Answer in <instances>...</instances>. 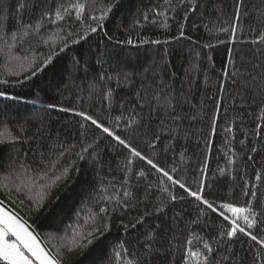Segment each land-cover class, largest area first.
I'll return each mask as SVG.
<instances>
[{
	"label": "snow or ice",
	"instance_id": "obj_1",
	"mask_svg": "<svg viewBox=\"0 0 264 264\" xmlns=\"http://www.w3.org/2000/svg\"><path fill=\"white\" fill-rule=\"evenodd\" d=\"M224 2L218 0L219 8L212 2L219 13L209 17L212 27L203 11L209 0H158L110 34L122 0H15L14 8L13 0H0V100L18 101L9 89L32 86L69 50L89 46L87 58H70L59 92L71 90L68 104L37 107L36 92L33 111L22 120L0 109V264H66L95 251L114 220L122 236L105 264H264V168L254 169L252 182L247 167L237 163L254 166L264 151V7L231 0L230 14L220 20ZM190 23L197 31L202 26L209 41L190 36ZM146 25L164 35L144 34ZM219 45L233 47H226L217 69L212 53ZM237 45L250 46L251 55ZM174 48L184 56L179 72ZM141 52L147 59L133 64L132 55L139 59ZM93 66L87 87L78 88L72 71L87 75ZM52 113L74 118L70 139L67 127H54L60 120ZM237 130L243 133L239 151L232 147ZM218 131L223 143L217 160L225 166L217 171L233 181L239 175L243 204L231 195L209 197ZM104 151L123 156L119 179L110 166L104 171ZM81 164L94 173L87 200L72 224L57 226L45 239L29 220L59 201L56 193L79 176Z\"/></svg>",
	"mask_w": 264,
	"mask_h": 264
},
{
	"label": "trees",
	"instance_id": "obj_2",
	"mask_svg": "<svg viewBox=\"0 0 264 264\" xmlns=\"http://www.w3.org/2000/svg\"><path fill=\"white\" fill-rule=\"evenodd\" d=\"M158 0H122V6L115 10V15L112 17V21L109 24L110 34L112 30L115 29L116 25L121 24L122 22L127 25L131 17L137 12L138 9H145V6L151 7L156 4ZM213 0H209L208 8L204 9L205 13V22L209 23V27H212L211 22L209 21V17L213 20L219 15L218 11H214L212 8ZM217 8H219L218 0H216ZM246 5L248 7H253L254 5L257 7H264V0H245ZM15 7V0H13V8ZM225 16L220 17V20H223L231 11V0H225L224 5ZM15 15V13H13ZM199 16V13L196 17H191L190 21L196 20ZM27 19V18H26ZM217 24L220 21H216ZM144 34L147 35H161L164 33L162 30L156 29L152 25H146L144 29ZM188 34L192 36L194 39H201L203 42H208L210 37L208 36L207 31L201 26L197 31L191 27V23L189 24ZM214 42V41H213ZM226 47L231 48L232 45H219L216 50L212 53L216 62V68L220 69L226 58ZM237 51L242 52L245 56H250V46L245 45H237ZM91 51H95L93 47ZM207 51V49H205ZM80 55L82 58H87L89 55V46L85 45L83 47L77 46L73 50H69L66 55H62L61 59H58L54 62L52 66L49 67L48 70L44 74L40 76L38 80H35L32 86L20 87L16 89H9L10 94L19 95L20 99L18 101H5L0 100V109H3L7 113L8 118H14L22 120L26 115L30 114L33 111V104L31 101L34 99V93L38 92L40 99L36 102V106L40 107L46 105L48 102H63L64 104H68L70 99L72 98L71 90H69L64 96L59 94L60 89H63L64 83L68 78L67 73L71 70L70 58L72 55ZM147 59L146 55L141 52L139 54V59L137 58V54H133L131 60L133 64H142ZM184 56L178 49H173L172 62L176 67V70L181 71V66L183 62ZM95 71V66H93L87 75L82 70L72 71L71 80L74 84L79 87H87L88 80L91 79L92 73ZM232 91L231 89L228 90ZM215 92V88L213 87L209 94ZM82 95H84L82 93ZM200 97H197L199 99ZM228 95L225 93V108H229L230 105L227 103ZM75 101H73L74 103ZM208 107H212L211 101H208ZM54 119H59L60 123L54 125L57 130H61L62 126L67 127V131L69 133L65 139H70L71 134L76 131L74 126L69 125V121L74 119L70 116H65L63 114L52 113ZM235 113L229 112V119L234 117ZM245 120L247 121L248 128H254L255 122L250 120L247 116H245ZM238 128H243L244 125L240 124L239 121H236ZM221 127H224L223 120L220 121ZM11 127V125H10ZM63 134V133H62ZM264 135V132H262ZM243 138V133L239 130L236 131V142L233 143L232 147L236 148L239 151V143L238 140ZM223 143L222 133L218 131L216 137L213 140V149H212V157L209 160V182L213 185L212 189L209 190V197L219 199L220 197L229 196L235 197V199L243 204L247 199L242 195V181L240 180L239 175H237L236 180L233 181L231 176L221 177L217 171V166L224 167L225 161L221 158L217 160L218 150ZM196 146L195 143L191 146L190 151H195ZM103 161H104V171L108 172L109 166L111 167L112 175L117 176L119 179V171L118 164H122L123 156L117 153L104 151L102 153ZM255 165H247L245 163H241L238 159L237 163L240 167H247V176L248 179L252 182L254 181V169L259 170L264 168V151L258 152L255 155ZM193 167L196 166L195 157L190 161ZM143 166V165H141ZM93 171L86 164H81V172L79 176L74 175L73 181L69 182V184L62 188L56 193L60 197L59 201L52 203L47 211L41 213V215L33 217L29 220L30 223L34 225L36 230L40 232L41 236L45 239L48 238V234L50 232H54L56 227L64 228L65 225L72 224L75 218V212L80 210L82 207L81 202L87 200V192L90 190V186L93 181ZM191 175V173H189ZM231 189V191H230ZM264 191V188L261 189ZM137 195H142V193H138ZM86 213H82L85 215ZM28 219V217H25ZM55 218L56 224H53V219ZM63 221V223H61ZM153 223L159 224V220H153ZM167 225H165V230H167ZM122 236L121 230L117 227L116 220L113 221V228L111 233L108 234L107 238L103 240L102 243H99L96 247V250L89 253H85L83 257L73 255L66 261V264H105V254L108 252V249L111 247L113 243H115ZM53 244L57 243V241L53 240ZM245 248H247V244H245ZM237 251H240V245H237ZM245 255H247L245 253ZM163 264V262H161ZM243 264H249V260H245Z\"/></svg>",
	"mask_w": 264,
	"mask_h": 264
}]
</instances>
